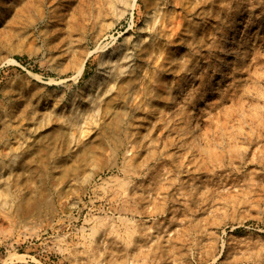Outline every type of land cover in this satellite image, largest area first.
<instances>
[{
  "label": "rangeland",
  "instance_id": "rangeland-1",
  "mask_svg": "<svg viewBox=\"0 0 264 264\" xmlns=\"http://www.w3.org/2000/svg\"><path fill=\"white\" fill-rule=\"evenodd\" d=\"M0 264H264V0H0Z\"/></svg>",
  "mask_w": 264,
  "mask_h": 264
},
{
  "label": "bare ground",
  "instance_id": "bare-ground-1",
  "mask_svg": "<svg viewBox=\"0 0 264 264\" xmlns=\"http://www.w3.org/2000/svg\"><path fill=\"white\" fill-rule=\"evenodd\" d=\"M44 4V3H43ZM43 7V6H42ZM27 20V19H26ZM29 23V22H28Z\"/></svg>",
  "mask_w": 264,
  "mask_h": 264
}]
</instances>
